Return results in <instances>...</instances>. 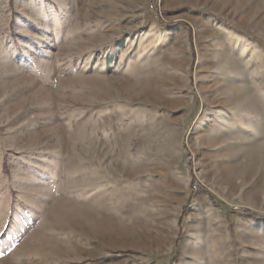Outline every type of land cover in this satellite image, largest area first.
Here are the masks:
<instances>
[{
	"label": "rangeland",
	"instance_id": "obj_1",
	"mask_svg": "<svg viewBox=\"0 0 264 264\" xmlns=\"http://www.w3.org/2000/svg\"><path fill=\"white\" fill-rule=\"evenodd\" d=\"M0 264H264V0H0Z\"/></svg>",
	"mask_w": 264,
	"mask_h": 264
}]
</instances>
